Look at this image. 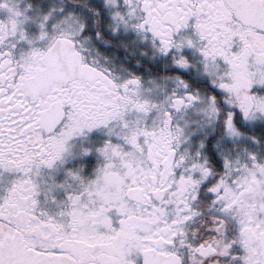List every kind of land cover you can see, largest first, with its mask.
<instances>
[{
	"label": "snow or ice",
	"instance_id": "1",
	"mask_svg": "<svg viewBox=\"0 0 264 264\" xmlns=\"http://www.w3.org/2000/svg\"><path fill=\"white\" fill-rule=\"evenodd\" d=\"M0 264H264V0H0Z\"/></svg>",
	"mask_w": 264,
	"mask_h": 264
}]
</instances>
